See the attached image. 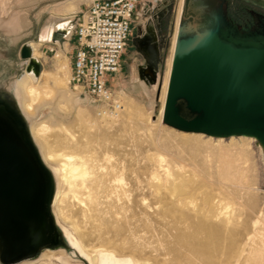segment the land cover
Here are the masks:
<instances>
[{
	"label": "bare ground",
	"instance_id": "bare-ground-1",
	"mask_svg": "<svg viewBox=\"0 0 264 264\" xmlns=\"http://www.w3.org/2000/svg\"><path fill=\"white\" fill-rule=\"evenodd\" d=\"M84 1L67 0L55 5L38 39L28 44L32 57L38 62L45 43L58 44L56 56H64V61L54 68L55 72L43 71L39 77L41 71L36 72L34 66L30 70L24 67L11 87L41 157L54 175L53 214L67 245L44 248L37 257L16 264H32L41 258L53 263L58 251L65 253L66 257L60 258L65 264L75 261L110 264L107 258L114 254L92 255L95 242L113 247L129 257L135 256L142 264H264V240H255V230L259 229L263 214L257 209L247 211L251 216H245V199L249 193L242 189L245 171L240 160H247V149L242 147L230 156L222 153V147L202 141V132L180 135V143L192 150L194 161L202 169L204 179L199 185L186 179L178 170L179 166L171 169L177 159L183 158L180 144H175L171 136L158 134V126L165 122L186 0L179 3L164 79L162 110L159 116L155 115L151 103L152 110L146 118L123 90L116 93L120 109L110 111L102 103L111 113L98 115L95 107L85 108L78 104L77 98L82 91L70 86L69 42L66 40L63 45L55 41L54 36L58 30L71 28L66 35L67 39L71 37L75 26L73 18ZM3 26L10 27L11 34L17 32L22 27L21 16L15 15ZM44 76L49 78L43 83ZM142 79L135 78L134 89L146 94L151 90L156 94L160 79L149 85ZM46 109L50 112L39 119ZM70 115L74 116L71 122L61 120ZM125 129L130 134V142L148 138L152 148L164 147L175 161H168L161 153L148 155L144 162L126 158L128 151L135 150L137 144L130 145L131 148L127 146L120 134ZM202 148L212 153L213 171L211 160L210 163L204 158L197 161ZM117 153L122 158L115 160ZM50 163L58 167H52ZM211 176L219 184H212V190ZM63 184H66L65 189ZM65 203L84 206L85 212L94 219L91 229L75 223L80 240L61 227V217L74 220ZM127 264H132L130 258Z\"/></svg>",
	"mask_w": 264,
	"mask_h": 264
},
{
	"label": "water",
	"instance_id": "water-1",
	"mask_svg": "<svg viewBox=\"0 0 264 264\" xmlns=\"http://www.w3.org/2000/svg\"><path fill=\"white\" fill-rule=\"evenodd\" d=\"M71 28L58 30L61 41ZM21 71L41 63L28 43ZM16 69L13 70L15 73ZM145 70L139 68L141 78ZM158 68L146 78L154 83ZM165 123L214 135L248 134L264 141V45H242L218 27L181 34L165 109ZM55 178L43 161L11 90L0 86V263L37 257L44 248L67 246L53 214Z\"/></svg>",
	"mask_w": 264,
	"mask_h": 264
},
{
	"label": "rangeland",
	"instance_id": "rangeland-1",
	"mask_svg": "<svg viewBox=\"0 0 264 264\" xmlns=\"http://www.w3.org/2000/svg\"><path fill=\"white\" fill-rule=\"evenodd\" d=\"M67 0H0V86L5 83H15L17 76L22 71L16 67V65L21 66L22 58L20 55L21 48L24 44H29L32 41H36L46 26L47 22L52 16V9L55 5L63 3ZM230 0H228L229 3ZM232 7L237 5L242 8V15L240 18H236L235 11L231 9V18L228 19L226 3L221 6L222 3L217 2L215 7H210L205 1L197 0H186L183 20H182V34H190L196 29L203 30L209 27L214 22V17L212 14H217L218 16H223L222 19L231 27L234 31V35L238 36L242 41L251 42L257 44L255 46H261L264 44V0H231ZM180 0H158L149 10H141L135 18L133 34H142L149 26H156L159 14L163 12L164 21L167 23V28L164 30V48L162 51V60L159 65L157 72V80L160 79L158 86V91L156 94L150 90L148 94L145 92H138L134 89L135 78L141 79L139 74V64L142 63L143 58L137 53L136 49L130 44L124 54L122 72L119 74L117 80L112 81V87L117 94L119 91H125L128 96L133 99L136 106L139 108L140 113L146 118L151 112L150 104L153 103L154 114L159 116L162 110V98H163V86L164 79L166 76V71L168 69V59L172 47L173 36L176 27V18L178 14ZM16 12V13H15ZM19 14L21 16L22 27L15 33L10 34V27H4L3 23L7 21H12L15 15ZM75 23V22H73ZM131 37V38H132ZM59 46L52 42H47L41 47V58L39 62L41 63V76L43 71L55 72L57 65L64 61V56L57 57L56 52L59 50ZM53 49V50H51ZM55 68V69H54ZM16 69L15 73L13 70ZM17 73V74H16ZM71 75V74H70ZM49 76L43 77V83ZM156 80V82H157ZM146 84H154L148 81L145 77L142 79ZM71 86V85H70ZM72 87V86H71ZM121 96V95H120ZM121 98V97H120ZM77 102L83 107L93 106L98 111V115L101 113H111L105 110V106L96 100L93 96H78ZM50 110L46 109L44 113L38 116L39 119L43 118L44 114L49 113ZM93 113V111H91ZM103 117V116H99ZM74 116L70 115L68 117H61L64 122H71ZM31 123V121L29 122ZM158 134L171 136L175 144H180V150L183 153V158H179L176 161V165L172 164L171 169L175 166H179L180 170L186 179L194 182L195 184L202 185L203 177L202 169L196 160L194 161L192 150L180 143L179 136L183 133L191 134L192 131H185L174 128L167 123L163 122L158 126ZM125 131V132H124ZM122 133V139H125V143L129 148L130 145L134 144L130 142V134L128 129H125ZM162 133V134H161ZM203 133V132H202ZM127 134V135H125ZM129 138V139H128ZM148 138H141L135 143V150H129V154L126 158L146 161V157L150 154L161 153L168 161L173 160L171 153L165 150L164 147L158 149L152 148L148 141ZM142 141V142H141ZM202 141H206L209 145L222 147V153L232 156L238 153L242 149H247V154L249 155L247 160L242 158L240 160L241 166L243 167L245 174L242 183L243 191L249 193V197L245 199L246 201V212H251L252 210L261 209L262 217H264V147L263 141L257 136L248 134H229V135H214L203 133ZM141 142V143H140ZM249 150V151H248ZM158 151V152H157ZM209 151V150H208ZM207 149L202 148V155L197 159L204 158L209 161L211 160V171H213V156L212 153L208 152ZM167 153V154H166ZM232 153V154H231ZM205 154V155H204ZM132 156V157H131ZM134 156V157H133ZM145 156V157H144ZM171 156V157H170ZM204 156V157H202ZM210 156V157H209ZM206 157V158H205ZM122 158L118 153L115 155L114 159ZM167 163V161H165ZM52 167H58L55 163H50ZM177 168V167H176ZM201 170V172H200ZM196 180V181H195ZM219 185L216 182V178L211 176V190L214 189L213 185ZM66 188V184H63V189ZM68 204V205H67ZM65 203L67 206L68 213L73 216L74 220L66 219L64 217L60 218L61 227L68 229L75 237L80 238V234L77 232L75 223L79 226H87L89 229L93 228L94 219L91 215L85 212V207L80 204H69ZM263 210V211H262ZM247 212L245 216H251V213ZM249 214V216L247 215ZM76 218V219H75ZM259 229L255 230V240L261 242L264 240V218L261 219ZM92 239H95L94 237ZM80 240V239H79ZM95 249L92 251V255L99 257L102 252H108L114 254V257H108L110 264H127V260L130 258L132 264H142L135 256H127L125 253L117 251L113 247H107L102 244L99 245L95 242ZM66 257L63 252H56V256L53 259V263L47 262L46 258H41L40 260L32 264H65L60 258ZM84 264L81 261H75L70 264ZM100 264V263H98Z\"/></svg>",
	"mask_w": 264,
	"mask_h": 264
},
{
	"label": "built area",
	"instance_id": "built-area-1",
	"mask_svg": "<svg viewBox=\"0 0 264 264\" xmlns=\"http://www.w3.org/2000/svg\"><path fill=\"white\" fill-rule=\"evenodd\" d=\"M157 1L86 0L81 4V10L73 18L71 37L65 36L60 41L63 45L66 40L69 42L70 84L80 88V96H93L110 111L121 108L111 83L122 72L135 18L141 14L139 8L152 9Z\"/></svg>",
	"mask_w": 264,
	"mask_h": 264
},
{
	"label": "flooded vegetation",
	"instance_id": "flooded-vegetation-1",
	"mask_svg": "<svg viewBox=\"0 0 264 264\" xmlns=\"http://www.w3.org/2000/svg\"><path fill=\"white\" fill-rule=\"evenodd\" d=\"M199 1H205L209 6L215 7L217 2L226 3L227 7V14L226 16L228 19H230L231 16V9H233L235 12L234 16H237L236 18H240L242 15V8L239 6L232 7L231 0L228 3V0H197ZM159 18L157 20L156 26H149L147 30H145L142 34H136L134 35L131 40L130 44L136 49L137 53L143 58L142 63L139 64V68L142 67L143 70H145V76H149L150 69L151 68H158L161 60H162V51L164 48V30L167 28V23L164 21V14L161 12L159 14ZM214 17V22L207 28H216L218 27L222 37L233 41L237 44L242 45H257L251 42L242 41L244 39L239 38L238 36L234 35V31L231 30V27L222 19L223 16H218L217 14H212ZM11 34V32H10ZM264 45V44H262ZM159 69V68H158ZM17 74V73H16ZM18 78V76H17ZM17 81V79H16Z\"/></svg>",
	"mask_w": 264,
	"mask_h": 264
}]
</instances>
